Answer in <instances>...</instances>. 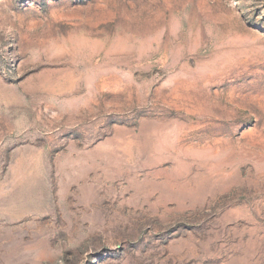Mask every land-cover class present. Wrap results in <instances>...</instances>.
Instances as JSON below:
<instances>
[{"label":"rangeland","instance_id":"374dc122","mask_svg":"<svg viewBox=\"0 0 264 264\" xmlns=\"http://www.w3.org/2000/svg\"><path fill=\"white\" fill-rule=\"evenodd\" d=\"M0 264H264V0H0Z\"/></svg>","mask_w":264,"mask_h":264}]
</instances>
